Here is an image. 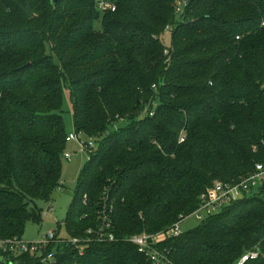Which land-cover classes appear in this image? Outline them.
Returning a JSON list of instances; mask_svg holds the SVG:
<instances>
[{"label":"trees","instance_id":"1","mask_svg":"<svg viewBox=\"0 0 264 264\" xmlns=\"http://www.w3.org/2000/svg\"><path fill=\"white\" fill-rule=\"evenodd\" d=\"M106 1L116 10L0 0L1 240L21 239L41 219L37 201L64 185L63 83L77 132L96 143L65 219L72 235L96 224L105 194L119 237L161 232L215 181L264 164V0ZM252 249L248 264H264V182L160 246L172 264H234ZM78 264L153 263L119 240L89 244Z\"/></svg>","mask_w":264,"mask_h":264},{"label":"built area","instance_id":"2","mask_svg":"<svg viewBox=\"0 0 264 264\" xmlns=\"http://www.w3.org/2000/svg\"><path fill=\"white\" fill-rule=\"evenodd\" d=\"M186 6L185 1L177 4L176 10L180 12ZM98 7L101 10H116V6L110 5L106 0H99ZM168 29V28H167ZM164 54H169V49H164ZM154 114V111H151ZM67 141L80 142L82 151L93 152L96 143L87 139L81 133H70ZM184 141L181 137L180 142ZM90 156V155H89ZM70 159L72 154L66 152ZM264 182V164H256L255 169L248 175L231 181L217 180L201 194L200 206L192 214L200 221L206 220L211 215L219 212L232 202L250 196L253 190H259ZM85 206H89L87 196L83 199ZM95 225H90L80 235L70 234L65 238L60 231L53 230L42 239L32 242L23 239H0V250L3 260L7 264H78V256L83 255L87 246L93 242H116L126 240L137 245L138 250L145 254L153 264H172L168 252H160L162 243L169 241L183 233L180 224L188 218L183 216L172 226L158 233L133 234L119 237L115 231L114 204L109 194L103 195L95 205ZM91 215V213H90ZM87 212L83 217H88ZM190 216V217H192ZM260 256V250L245 251L235 264H248Z\"/></svg>","mask_w":264,"mask_h":264},{"label":"rangeland","instance_id":"3","mask_svg":"<svg viewBox=\"0 0 264 264\" xmlns=\"http://www.w3.org/2000/svg\"><path fill=\"white\" fill-rule=\"evenodd\" d=\"M97 25L98 27H101V19L97 22ZM172 40V34L166 31L163 35L164 44L166 46H171ZM62 95L63 104L60 113L63 116L65 128L69 135L70 133H76L77 127L73 108V95L71 88L65 83L62 84ZM66 152L72 154L70 159L66 157ZM66 152L62 156L61 180L64 182V185H61L54 190L50 201H37V208L41 212V219H32L27 222L22 235L23 241L32 242L40 240L53 230L60 231L65 238L70 237L67 225L65 224V219L74 206L73 199L78 191L80 172L89 163L90 157L93 156L92 154H94V151H89L87 153L86 151H82L80 142L68 141ZM258 191L259 190L256 189L253 190L250 192V195H256L258 194ZM195 211L196 209L186 213L188 218L180 224L183 232L200 224L201 221L192 216ZM0 260H3L1 254Z\"/></svg>","mask_w":264,"mask_h":264},{"label":"water","instance_id":"4","mask_svg":"<svg viewBox=\"0 0 264 264\" xmlns=\"http://www.w3.org/2000/svg\"><path fill=\"white\" fill-rule=\"evenodd\" d=\"M58 0H51L52 5H56ZM24 13L26 14L27 18H33L35 16V12L32 8V5L28 3L27 6H22Z\"/></svg>","mask_w":264,"mask_h":264}]
</instances>
